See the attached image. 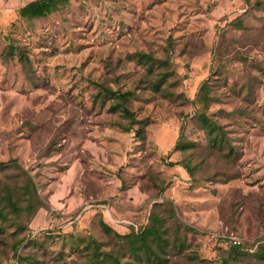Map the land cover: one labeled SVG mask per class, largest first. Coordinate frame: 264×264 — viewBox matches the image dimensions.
Wrapping results in <instances>:
<instances>
[{"label":"rangeland","instance_id":"obj_1","mask_svg":"<svg viewBox=\"0 0 264 264\" xmlns=\"http://www.w3.org/2000/svg\"><path fill=\"white\" fill-rule=\"evenodd\" d=\"M0 165V264H264V0H0Z\"/></svg>","mask_w":264,"mask_h":264},{"label":"trees","instance_id":"obj_2","mask_svg":"<svg viewBox=\"0 0 264 264\" xmlns=\"http://www.w3.org/2000/svg\"><path fill=\"white\" fill-rule=\"evenodd\" d=\"M13 167L19 170H23L22 167L18 166L15 162H13ZM3 165H0V168ZM180 167H182L186 172H188L190 175H193V171L192 169L187 166V165H179ZM24 177H26L27 180V188H25V190L27 191L26 194H20L18 185H14L13 189L10 190L8 189V191H6V195L5 197L7 198L6 200L9 201L10 204H14L15 205V209L17 208L16 205H20V198L23 197H27L26 198V203H28V207H29V211H30V215L31 217L35 216V214L43 208L44 206V201L43 199L40 197V195H38L36 188H35V183L34 180L31 178V176H29L25 171H24ZM1 192V191H0ZM166 193V191H165ZM1 194V193H0ZM1 198V196H0ZM16 203V204H15ZM6 207L4 206V200H3V204L0 201V219L3 220H7L8 218L5 215V211H6ZM17 212V210H16ZM101 212L104 213V210L101 209ZM51 214H53L54 216H60L59 214H57L56 212H51ZM79 214L75 213L74 216L71 218L72 221L74 222L70 227H75L76 224L83 218V214L81 216V218L79 220L76 221V218ZM158 219L156 218V216H153L151 213L149 214V217L145 218L144 222L142 223L141 226L138 227V229H136L133 225H125L126 226V231H129L128 234H134L137 235L141 241L146 242L148 241V239H150L151 237H153L156 233V227H155V222ZM39 233V232H38ZM37 234H33L31 237L35 238ZM30 238V237H29ZM33 238H30L27 241V244L32 241ZM264 239L261 240L259 246L257 247V252L255 253L254 258H258L259 260H261L262 262H264ZM232 250L237 254V255H249L246 254L245 252L242 253L241 251L244 250V248L239 245L236 246L234 245V247L232 248Z\"/></svg>","mask_w":264,"mask_h":264},{"label":"built area","instance_id":"obj_3","mask_svg":"<svg viewBox=\"0 0 264 264\" xmlns=\"http://www.w3.org/2000/svg\"><path fill=\"white\" fill-rule=\"evenodd\" d=\"M82 212L77 216L76 221L81 218V216L83 214ZM73 223L74 222L71 220L70 225H72ZM122 223H127L128 225H133L136 229H138V227L142 225V223L138 224V223L127 222V221H124V222L122 221ZM231 241H232L233 245H236V246L241 245V241L236 237L231 238Z\"/></svg>","mask_w":264,"mask_h":264},{"label":"crops","instance_id":"obj_4","mask_svg":"<svg viewBox=\"0 0 264 264\" xmlns=\"http://www.w3.org/2000/svg\"><path fill=\"white\" fill-rule=\"evenodd\" d=\"M180 169H182L183 171H185L182 167H180Z\"/></svg>","mask_w":264,"mask_h":264}]
</instances>
